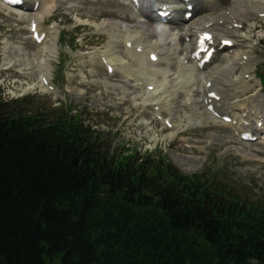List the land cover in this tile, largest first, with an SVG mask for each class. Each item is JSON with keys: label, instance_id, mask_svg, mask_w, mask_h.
Returning <instances> with one entry per match:
<instances>
[{"label": "trees", "instance_id": "trees-1", "mask_svg": "<svg viewBox=\"0 0 264 264\" xmlns=\"http://www.w3.org/2000/svg\"><path fill=\"white\" fill-rule=\"evenodd\" d=\"M34 103L0 98V264H264L257 184L186 175Z\"/></svg>", "mask_w": 264, "mask_h": 264}, {"label": "rangeland", "instance_id": "rangeland-1", "mask_svg": "<svg viewBox=\"0 0 264 264\" xmlns=\"http://www.w3.org/2000/svg\"><path fill=\"white\" fill-rule=\"evenodd\" d=\"M52 6L53 10L46 12L39 27L41 31L51 33L47 37L48 46L52 49L47 69L55 93L43 92L39 87L26 89L29 84L36 83L33 75L36 76L41 63L37 56L41 46L30 41L28 14L21 16L0 7V88L4 89V99L30 95L36 102L33 112L40 106L50 104L55 107L73 106L79 114L84 113L83 118L93 129L103 131L116 147L137 149L142 153L162 149L167 158L184 173L193 174L211 166L213 172L222 170L228 177L257 184V187L264 189L263 146L242 142L232 128L209 120L206 116L207 120L188 125L187 118L197 114L184 107L183 102L187 101L184 90H179L172 102L177 113H162L164 119L173 120L177 125L178 130H169L163 122L154 120L152 107H147V110L140 108L143 106V93L134 79H126L124 73L108 76L104 67L92 64V59L87 56L93 51H104L120 32L143 37L149 44L157 40L161 45V53L173 61L159 65L158 75L154 77L166 81L172 87L178 77L176 59L179 55L176 53L178 36H173V33L181 28H169L166 37H155L149 30L150 26L139 19L122 0L55 1ZM246 12L243 11L244 17L250 16ZM52 26L54 29H51ZM263 30L264 24L262 27L258 24L255 32ZM62 32L65 33L63 42L60 41ZM260 41L264 42V31ZM261 42L255 45V58L250 68L252 80L248 82L250 92L235 100V104L227 109L229 114L237 117H240L243 108L247 109L245 125L251 129L255 117L264 113V89L260 90L255 77L262 74L264 50ZM116 45L117 50L122 52L118 54V60L128 65L131 71L138 69V60L127 57L123 46L119 43ZM95 80L101 84L92 85ZM196 92V98H199V91ZM134 101L138 102L136 109ZM199 106L200 113L205 112L202 104ZM180 123L182 125L178 128Z\"/></svg>", "mask_w": 264, "mask_h": 264}, {"label": "bare ground", "instance_id": "bare-ground-1", "mask_svg": "<svg viewBox=\"0 0 264 264\" xmlns=\"http://www.w3.org/2000/svg\"><path fill=\"white\" fill-rule=\"evenodd\" d=\"M45 1L46 5L42 2V6L39 8L40 14L35 13L31 21L35 19L37 22H39L42 18L45 17L46 12H51L53 10L52 3H54V0ZM168 1L169 0H163V2ZM204 1L205 0H203V2ZM208 2L211 3V1ZM200 5L202 11L198 14L197 19L195 21L192 20L193 22L189 24L187 28H185L184 33L186 34L181 39L182 52L184 51V47L186 51L190 49V43L186 42V37H196V33L198 31L206 29L208 25L209 29L215 32V36L218 38V41L221 38H228L233 40L235 42L236 50L231 52L229 51L228 53H225L226 51L222 50L224 52L221 51L219 53L218 60L213 67H211L209 70H203L198 73L199 80L196 79L193 66L192 68L191 66H189L190 68H188V66H184V68L186 69L185 70L183 68V65L181 64L182 60L180 58L176 59L178 63V70H180V78L176 79V83L174 86L167 87L166 85H163L165 81H162L160 83L158 80L153 79V76L151 75V69L144 70L142 67L143 64L149 65L151 66V68L156 66L151 64L148 61L147 57L144 56V50H147L148 47L146 46V42L143 40V37L136 38L134 35L128 33H118L115 37L116 39L113 40V43H109L110 45L107 46V50L98 54H90V56H100L101 58H104L107 64L115 66V72L123 71V73L126 74V79H134V81L138 83V86L142 90L143 95L141 99L144 102L143 105L154 104L153 106L159 107L161 112L166 109L170 111V113H172L175 111V109L172 107V101H175L174 97L176 95V92H174V90L178 89L180 91L184 90L186 92V96H189L191 99H193L192 102H190L189 98L187 99L193 107H200L199 105L201 104V101L203 99L205 102V93L208 101L205 102L204 105H206L207 107L208 102L210 101V98L207 96V94L210 92H216L218 96L221 97V99L220 101H212V104H214L216 108L225 109L227 104L233 102L235 99H239V97L248 93L249 87L247 80H250L248 74L251 67L250 63L253 58L254 43L259 41L261 36H263V31L255 32V30L258 24H260V27H262V22H259L260 20L264 23V19L261 18L264 17V0H225L223 2H219L218 4L211 3L210 6L203 5L201 2ZM245 10L247 11L245 14L249 13L248 15L250 16L244 17L243 11ZM19 15L24 16L20 13ZM235 22L240 23L243 26V30L240 35H238L236 30L233 28L235 27L233 26ZM118 42L119 44L124 42L125 45L128 42H133L135 44H138L137 46L142 47V53L140 55H137L135 51L131 52L129 49H127L126 51L129 55L132 53V55H135L137 57V60L140 62L138 63L140 65L138 69L131 71L128 65L127 67L126 65H124L125 63L118 60L117 55L119 53L117 51L118 46L116 45ZM51 52V46H48L47 42L41 44V47L37 54L38 58L41 59V63L37 69L36 76L35 74L33 75V78H36V83L31 85L29 84L26 89L32 90L39 87L43 92H46L48 90V88L45 86L46 83L44 82L43 84L42 81L49 80L47 63L49 62ZM25 56H27V54H25ZM245 58L247 59L245 60ZM238 70L240 71V73H238ZM209 82L211 83L210 88L206 87V84ZM149 86H154V90L152 92L148 90ZM194 86L198 87L199 91L204 92V94L202 92V96L200 98H196L195 94L197 92L196 90H194ZM189 90L190 92L188 94ZM198 111L199 110H196L197 115L188 118V125L204 121L206 119L205 116L208 117L209 120H214L213 118L209 117L207 113L208 111L202 113ZM234 118L237 119L236 117ZM234 122L235 124H238V120H233L232 124H234ZM181 125L182 124L180 123L178 125V128H180ZM176 128L177 125L174 124L172 130H175ZM243 132L244 131H242V133Z\"/></svg>", "mask_w": 264, "mask_h": 264}]
</instances>
